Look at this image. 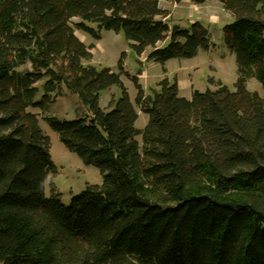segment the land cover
Instances as JSON below:
<instances>
[{
  "label": "trees",
  "instance_id": "16d2710c",
  "mask_svg": "<svg viewBox=\"0 0 264 264\" xmlns=\"http://www.w3.org/2000/svg\"><path fill=\"white\" fill-rule=\"evenodd\" d=\"M220 1L233 16L223 41L236 56L235 89L188 100L177 78L146 93L141 71L125 73L133 104L126 53L119 73L86 65L95 47L76 30L95 40L122 32L137 56L151 49L147 59L165 65L209 51V29L171 27L160 0H0V264H264V98L245 85L264 90V0ZM63 86L91 117L42 119L103 178L66 206L45 197L50 138L27 113ZM114 86L123 96L105 112L100 95Z\"/></svg>",
  "mask_w": 264,
  "mask_h": 264
},
{
  "label": "rangeland",
  "instance_id": "374dc122",
  "mask_svg": "<svg viewBox=\"0 0 264 264\" xmlns=\"http://www.w3.org/2000/svg\"><path fill=\"white\" fill-rule=\"evenodd\" d=\"M160 2L165 11V20L171 27L177 25L189 31L191 25L198 22L209 29V41L213 44L212 48L209 51H200L193 58H177L161 65L147 59L151 49L137 56L122 32L103 29L101 40H95L76 30L75 33L86 45L93 43L95 47L91 50L93 58L90 62H85L86 65H93L100 69L108 67L114 73H119L120 59L122 54L126 53L121 79L133 104H135L134 99L138 90L125 73L134 77L141 71L139 81L146 93H151V88H154L165 77L172 82L177 78L178 87H181L179 95L188 100H191L193 90L205 92L208 88L216 90L221 85L234 90L239 78L236 56L227 49L223 41L224 26L232 23L233 16L224 10L221 1L203 0L201 4L191 0H160ZM77 21L79 19L74 18L73 23ZM163 45L165 43L162 41L158 47ZM163 67L167 69V74L163 73ZM245 85L247 90L257 92L261 98H264L263 87L256 80L249 79ZM42 95L41 91L36 98L38 102L42 101ZM122 96L123 89L119 87L106 89L100 95V107L108 112L111 110L110 102H117ZM27 113L39 115L42 130L50 138L51 161L56 168L49 174L44 184L43 191L46 198H51L53 194L59 195L61 203L66 206L74 197L84 192L87 186L102 184L103 178L99 169L86 165L80 157L65 148L58 133L54 132L50 125L42 119L54 116L61 121H76L78 118L91 117L89 107L82 103L78 94L67 86H63L62 91L56 94L52 102L44 109L28 108ZM148 123L149 116L139 111L136 127L143 129ZM138 140L142 144L141 136Z\"/></svg>",
  "mask_w": 264,
  "mask_h": 264
},
{
  "label": "crops",
  "instance_id": "0c3cea01",
  "mask_svg": "<svg viewBox=\"0 0 264 264\" xmlns=\"http://www.w3.org/2000/svg\"><path fill=\"white\" fill-rule=\"evenodd\" d=\"M161 3V2H160ZM185 83H186V81H184ZM180 84V83H179ZM180 86H181V84H180ZM180 89H181V87H180Z\"/></svg>",
  "mask_w": 264,
  "mask_h": 264
}]
</instances>
